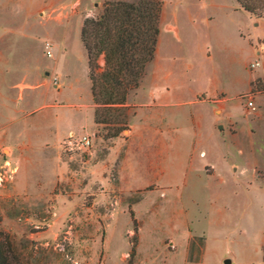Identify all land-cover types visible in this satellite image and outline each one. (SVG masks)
<instances>
[{
    "label": "rangeland",
    "instance_id": "374dc122",
    "mask_svg": "<svg viewBox=\"0 0 264 264\" xmlns=\"http://www.w3.org/2000/svg\"><path fill=\"white\" fill-rule=\"evenodd\" d=\"M135 1L0 0V243L22 264H264V130L252 123L264 80L248 84L264 62L250 50L262 30L239 0H162L156 78L169 74L186 101L213 83L242 93L228 102L225 145L208 157L216 174L196 168L131 190L118 178L127 145L110 151L127 139L142 93L128 97L115 138L77 104L89 88L81 24L105 2ZM242 1L264 16V0ZM191 109L205 138L210 111ZM70 135H90L92 147L67 150Z\"/></svg>",
    "mask_w": 264,
    "mask_h": 264
},
{
    "label": "crops",
    "instance_id": "0c3cea01",
    "mask_svg": "<svg viewBox=\"0 0 264 264\" xmlns=\"http://www.w3.org/2000/svg\"><path fill=\"white\" fill-rule=\"evenodd\" d=\"M246 14L249 16L250 25L262 30L256 33L254 45H250V50L255 58L264 57V17L256 18L247 12ZM154 60L148 66L146 78L143 79L136 91L135 97L140 91L142 99L134 104L136 109L131 120V130L126 136L127 139H118L119 141L117 140L115 147L110 151V154L119 152L122 147L120 142H124L123 146L127 145V148L122 150L118 178L123 185L128 184L131 190L155 183L156 177H161L164 183H172L181 177L187 178L190 174L196 173V168H200L202 171L209 169L216 174L215 167L208 157L212 152L221 150V146L225 145L221 126L228 121V102H234L242 93V91L227 92L213 83L207 92L193 93V98L186 101L176 90V82L169 78V74H166L162 80L156 78L153 69ZM231 61H238V57L232 56ZM258 63L260 71L251 74L248 84L264 80V62ZM86 75L89 81L87 56ZM65 78H69V76H65ZM201 97H204V100H200ZM79 103L77 107L84 111V116L90 118L93 124L94 110L90 81L88 97H85L83 102L80 100ZM201 104L208 107L211 114L205 138L201 115L194 113L191 109V106ZM67 105L75 106L71 103H67ZM180 114L182 121L178 120ZM136 120L138 123H134ZM252 123L257 131L263 133L264 110L262 108L255 115ZM85 127L86 124L83 122L76 131L69 130L62 137L77 133ZM156 169L158 173H155Z\"/></svg>",
    "mask_w": 264,
    "mask_h": 264
},
{
    "label": "trees",
    "instance_id": "16d2710c",
    "mask_svg": "<svg viewBox=\"0 0 264 264\" xmlns=\"http://www.w3.org/2000/svg\"><path fill=\"white\" fill-rule=\"evenodd\" d=\"M239 2L254 16L248 5ZM162 10V0L105 2L97 16L82 23L79 37L87 56L94 124L112 131L111 138L126 127L128 97L139 89L155 58ZM99 56L102 67L97 65ZM0 264L22 263L10 245L0 243Z\"/></svg>",
    "mask_w": 264,
    "mask_h": 264
},
{
    "label": "built area",
    "instance_id": "2783aa9c",
    "mask_svg": "<svg viewBox=\"0 0 264 264\" xmlns=\"http://www.w3.org/2000/svg\"><path fill=\"white\" fill-rule=\"evenodd\" d=\"M50 55V53H49ZM259 65L258 62H255L254 64L251 65V68H255ZM248 107L252 108L253 107V102L249 101L247 103ZM93 138L90 135H81V136H73L70 135L67 137V139L64 142V145L67 147V150H80V151H89V149L92 147V140Z\"/></svg>",
    "mask_w": 264,
    "mask_h": 264
},
{
    "label": "water",
    "instance_id": "95a60500",
    "mask_svg": "<svg viewBox=\"0 0 264 264\" xmlns=\"http://www.w3.org/2000/svg\"><path fill=\"white\" fill-rule=\"evenodd\" d=\"M224 264H230V261L229 260H225Z\"/></svg>",
    "mask_w": 264,
    "mask_h": 264
}]
</instances>
